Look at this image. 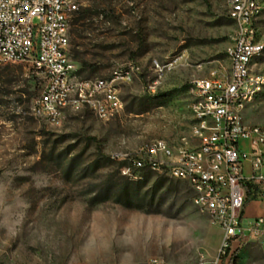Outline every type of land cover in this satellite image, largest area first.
Returning a JSON list of instances; mask_svg holds the SVG:
<instances>
[{
    "label": "rangeland",
    "instance_id": "obj_1",
    "mask_svg": "<svg viewBox=\"0 0 264 264\" xmlns=\"http://www.w3.org/2000/svg\"><path fill=\"white\" fill-rule=\"evenodd\" d=\"M236 29L228 0H83L69 28L73 76L134 67L131 81L116 84L122 111L109 120L88 105L67 107L56 124L37 117L30 105L42 80L27 63L0 66V264L212 259L221 230L192 204L188 184L149 169L130 180L112 155L156 138L189 144L192 82L229 71ZM254 70L264 76V52ZM243 117L264 124V87ZM250 202L264 218V201ZM237 238L235 264H264L260 235Z\"/></svg>",
    "mask_w": 264,
    "mask_h": 264
},
{
    "label": "built area",
    "instance_id": "obj_2",
    "mask_svg": "<svg viewBox=\"0 0 264 264\" xmlns=\"http://www.w3.org/2000/svg\"><path fill=\"white\" fill-rule=\"evenodd\" d=\"M80 2L67 0H0V66L27 63L42 80L40 93L31 100L33 115L51 118L60 104L71 106L80 100H91L92 111L103 120L120 114L112 97L114 79L125 80L126 68L115 70L109 78L77 79L67 55L69 28ZM229 16L241 23L228 50L229 71L213 69L203 80L192 83L194 97L205 103L211 114L209 129L197 132L189 144L157 142L122 157L130 161L125 177L145 166L160 167V175L187 181L197 193L200 210H208L213 223L221 230V241L215 260L228 261L232 244L244 230L260 235L264 251V218L259 215L244 228L243 214L248 201H264V124L244 120L249 90L264 76L245 67V58L264 47V39L255 37L256 0H228ZM159 74V69L155 71ZM202 117V112H200ZM192 123L190 127H195ZM152 147L160 155H152ZM168 149V156H161ZM200 258L196 264H206ZM149 264H168L150 259Z\"/></svg>",
    "mask_w": 264,
    "mask_h": 264
},
{
    "label": "bare ground",
    "instance_id": "obj_3",
    "mask_svg": "<svg viewBox=\"0 0 264 264\" xmlns=\"http://www.w3.org/2000/svg\"><path fill=\"white\" fill-rule=\"evenodd\" d=\"M82 1L83 0H67V2H80V4L82 3ZM231 1H242V0H231ZM240 30H241V23H237V29L235 31L234 36H236L238 31H240ZM254 34H255V37H261L260 31H259L257 26L254 27ZM263 52H264V47L258 49L257 52L252 53L251 55H247V57L245 58V67H249L250 71H255L254 70L255 59L259 55H261ZM169 64H166V66ZM153 66H154V71H157V69H159V74H157V75H160L162 73V69L164 66L159 65L158 62H154ZM133 70H134V67L131 65H130V67L126 68L125 80L131 81L130 79H131V76L133 75V72H134ZM204 78H206V77H204ZM201 80H203V78H198V79L193 80L192 83H197ZM119 81H122V80L121 79H114V87L112 88V97H115V100L117 102V107L119 108V110H122V101L119 97L118 88L116 87V84ZM118 85H119V83H118ZM263 87H264V82H258V83H256L255 87H252V89L249 90V98H247V106L255 100V98L262 91ZM191 92H192V98H191V101L189 104L190 115H191L192 123L198 124V125H195V127H191V134L195 140L197 138V132H202V130L209 129V127L211 126V114L209 113V111H205V103L203 101H201V99L199 97H194V91H192V87H191ZM80 105H88L92 109L91 100H80V103H72V105L68 106V107H78ZM66 108H67V104H60V110L56 111V114L53 115V119H51V118H42V119H44L50 123H55V124L59 123L61 117L63 116L64 110ZM200 112H202V117H201V114H199ZM157 142H167V141L165 139H160V138L152 139L148 143L141 144L132 150L117 151V152L113 153L112 158L118 162L124 163L125 168L122 170L131 169V162L130 161H122V157H113V156L128 155L131 152L140 151V149H143L145 147H149V144H156ZM152 155H160V148L159 147H152ZM161 156H168V149H161ZM145 169L160 172V167H158V166H145ZM123 173H124V171H123ZM140 177L141 176L138 174V171H133V178H130V177H128V178L130 180H136ZM184 182L187 183V181H184ZM191 200H192V204L200 210L199 201L197 200V193H192ZM201 211H204L208 214V210H201ZM152 259H155V258H152ZM199 261H200V259H199Z\"/></svg>",
    "mask_w": 264,
    "mask_h": 264
},
{
    "label": "crops",
    "instance_id": "obj_4",
    "mask_svg": "<svg viewBox=\"0 0 264 264\" xmlns=\"http://www.w3.org/2000/svg\"><path fill=\"white\" fill-rule=\"evenodd\" d=\"M191 123H192V119H191V122L189 124V126H191ZM189 140H194L191 138V133H190V128H189ZM168 142V141H167ZM250 204L251 202H249L246 206H245V210H244V214H243V220L248 218V222H250L255 216H257L262 210L259 208V209H256L254 212H252L250 210ZM247 222V223H248ZM245 228V227H244ZM246 232L247 230L245 229L243 233H241V235H244L246 236ZM236 241V240H235ZM234 241V242H235ZM216 255H217V251H216V254L215 256L212 258V259H208L206 260L207 263L206 264H227V261H224V260H220V261H216L215 258H216ZM196 264V263H195Z\"/></svg>",
    "mask_w": 264,
    "mask_h": 264
},
{
    "label": "trees",
    "instance_id": "obj_5",
    "mask_svg": "<svg viewBox=\"0 0 264 264\" xmlns=\"http://www.w3.org/2000/svg\"><path fill=\"white\" fill-rule=\"evenodd\" d=\"M77 12V11H76ZM81 13H82V11H81ZM81 15H84V14H81ZM119 163H121L122 165H123V167H122V169H124L125 168V165H124V163H122V162H119ZM121 169V170H122ZM122 173H123V171H121ZM123 176H124V173L122 174ZM125 177V176H124ZM160 177L161 178H166V177H164V176H162V175H160ZM126 178H128V177H126ZM129 179V178H128ZM248 203V201L245 203V205ZM243 241H241V243H242ZM230 261H231V264H235V262H236V253H235V251L231 254V256H230Z\"/></svg>",
    "mask_w": 264,
    "mask_h": 264
}]
</instances>
